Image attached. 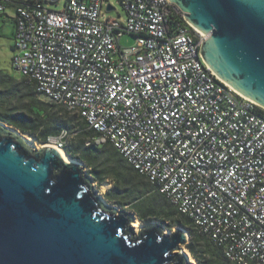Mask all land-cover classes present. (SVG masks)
Segmentation results:
<instances>
[{
    "label": "built area",
    "instance_id": "1",
    "mask_svg": "<svg viewBox=\"0 0 264 264\" xmlns=\"http://www.w3.org/2000/svg\"><path fill=\"white\" fill-rule=\"evenodd\" d=\"M0 0V14L8 3ZM15 8L13 70L111 144L234 264H264V108L206 65L207 37L169 0ZM125 36L134 45L123 47ZM69 131L49 137L61 149Z\"/></svg>",
    "mask_w": 264,
    "mask_h": 264
},
{
    "label": "water",
    "instance_id": "2",
    "mask_svg": "<svg viewBox=\"0 0 264 264\" xmlns=\"http://www.w3.org/2000/svg\"><path fill=\"white\" fill-rule=\"evenodd\" d=\"M169 1L207 37L210 70L264 108V0ZM72 160L0 126V264H190L184 229L147 225L136 236L134 214L107 205Z\"/></svg>",
    "mask_w": 264,
    "mask_h": 264
},
{
    "label": "trees",
    "instance_id": "3",
    "mask_svg": "<svg viewBox=\"0 0 264 264\" xmlns=\"http://www.w3.org/2000/svg\"><path fill=\"white\" fill-rule=\"evenodd\" d=\"M24 3L25 0H13L6 7L15 9ZM0 121L36 138L40 143H46L49 137L59 136L64 130L69 131L73 135L64 146V151L72 159H79L88 164L95 182L102 185L107 180H112L113 185L107 192L109 200L121 206L133 207L143 223H148L153 218L166 217L176 219L180 225L189 227L192 238L187 249L199 264H234L224 256L219 247L199 234L192 221L180 214L177 208L160 194L146 177L130 166L111 144L101 147L94 144L88 146L87 142L96 136V133L89 130L82 119L70 114L63 107L47 102L38 94L35 84L27 78L2 70Z\"/></svg>",
    "mask_w": 264,
    "mask_h": 264
},
{
    "label": "rangeland",
    "instance_id": "4",
    "mask_svg": "<svg viewBox=\"0 0 264 264\" xmlns=\"http://www.w3.org/2000/svg\"><path fill=\"white\" fill-rule=\"evenodd\" d=\"M108 1L111 4H113V6L115 7L116 10H113V11L107 13L106 8H105L104 9L105 16L112 18L114 20L120 21L121 23H125L127 20V14H126V11H125L124 7L122 6L120 0H108ZM44 2H45V6L48 7L50 10L56 11V12H62L65 10L67 0H57L56 2H52L51 0H44ZM14 15H15L14 7L8 8L5 13L0 15V27H1V31H0V70L7 72V73H10V74L15 75V76H20V74L18 72L14 71L13 67H12L13 45H14L13 34H14V30H15ZM134 43H135V39L131 36H125L121 40V45L123 47H130V46L134 45ZM0 124H4V123H2L0 121ZM4 125L7 127H11L7 124H4ZM20 134L26 135V134H23L21 131H20ZM27 136H29V135H27ZM29 137L33 138L35 140L36 145H38V146H42V145L47 144V142L46 143H40L36 138H34L32 136H29ZM30 149L33 151L36 150V148L32 147V146H30ZM37 150H40V149H37ZM77 160L82 162V164L84 166L85 173L90 176V178L92 180V184H93V190L95 192H97V194L101 198H103V200L105 201V203L107 205L111 206L113 209H116L117 213H121V212L125 211L128 213L134 214L135 222H133L131 224V226L133 224H135L136 222H138L141 225V227L147 226V225H157V226H160L163 228L165 234H172L177 229H184L189 234L190 241H191V238H192L191 229L187 226L180 225L179 223L176 222V219L174 220L173 218L157 217V218H153L148 223H143L139 220L138 215H137L136 211L133 209V207L121 206L119 204H116V202L109 200L107 197V192L113 185L112 180H107L102 185L99 184L98 182H95L93 179V176L91 174L90 166L88 164H86L85 162L79 160V159H77ZM104 187H106V189ZM139 231H140V229L138 231H136L134 228V234L136 236L138 235ZM185 249L189 252L187 247ZM189 254H190V257L195 260V258L192 256V254L190 252H189ZM195 261H196V264H199L197 260H195Z\"/></svg>",
    "mask_w": 264,
    "mask_h": 264
},
{
    "label": "bare ground",
    "instance_id": "5",
    "mask_svg": "<svg viewBox=\"0 0 264 264\" xmlns=\"http://www.w3.org/2000/svg\"><path fill=\"white\" fill-rule=\"evenodd\" d=\"M1 125H3V124H0V126H1ZM7 128H8L9 130H11V131L16 132L17 134H19V135L21 136V138H23V140L25 141V143H26L27 145L32 146V147H35L36 150H37V149H42L43 147H45V145H42V146H38V145H36L35 140H34L33 138H31V137H29V136H27V135H22V134H20V132H18V131H16V130L14 131L13 128H10V127H7ZM49 146H52V147L56 148V149L59 151V153L62 155V157H63L66 161H68V162H74V161L72 160V158H70V157L66 154V152H65L63 149H61V148H59L58 146L53 145V144H52V145H49ZM104 188L106 189V187H104ZM132 227H134L135 230L138 231V230L140 229L141 225H140L138 222H136L135 224L132 225ZM184 253L188 256V258H189V263H190V264H196V261H195L193 258L190 257V254H189V252H188L186 249H184Z\"/></svg>",
    "mask_w": 264,
    "mask_h": 264
}]
</instances>
